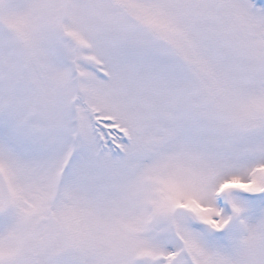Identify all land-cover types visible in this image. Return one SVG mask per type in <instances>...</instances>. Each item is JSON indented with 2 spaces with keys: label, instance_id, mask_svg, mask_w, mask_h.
<instances>
[{
  "label": "snow or ice",
  "instance_id": "obj_1",
  "mask_svg": "<svg viewBox=\"0 0 264 264\" xmlns=\"http://www.w3.org/2000/svg\"><path fill=\"white\" fill-rule=\"evenodd\" d=\"M0 264H264V0H0Z\"/></svg>",
  "mask_w": 264,
  "mask_h": 264
}]
</instances>
